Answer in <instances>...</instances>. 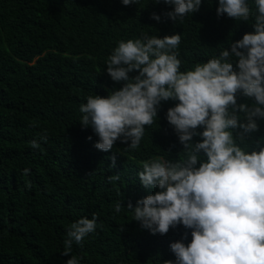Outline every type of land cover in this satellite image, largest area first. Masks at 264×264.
I'll return each instance as SVG.
<instances>
[{
    "label": "trees",
    "instance_id": "obj_1",
    "mask_svg": "<svg viewBox=\"0 0 264 264\" xmlns=\"http://www.w3.org/2000/svg\"><path fill=\"white\" fill-rule=\"evenodd\" d=\"M248 4L247 22L226 14L218 18L219 0H202L200 10L180 23L164 15L173 6L163 0L130 6L122 0H0V264H66L71 256L81 258L80 264H175L170 245L185 233L182 242L189 244L192 230L181 224L152 235L127 205L135 207L159 191L142 186L138 173L146 161L188 158L166 118L178 101L161 102L137 149L117 140L109 152L94 147L98 137L81 125L80 107L89 96L107 97L123 87L125 82H114L106 70L118 42L180 34L173 50L180 71L194 70L254 32L256 6L254 0ZM153 13L159 22L151 19ZM237 103L255 105L243 95ZM257 123L258 132L244 142L236 139L246 152L264 146V120ZM33 140L39 148L30 146ZM198 141L195 136L192 143ZM205 160L201 153L199 162ZM117 174L120 180L109 182ZM117 202L124 207L120 213L114 210ZM93 215L96 232L80 245L73 241L65 256L70 225Z\"/></svg>",
    "mask_w": 264,
    "mask_h": 264
},
{
    "label": "clouds",
    "instance_id": "obj_2",
    "mask_svg": "<svg viewBox=\"0 0 264 264\" xmlns=\"http://www.w3.org/2000/svg\"><path fill=\"white\" fill-rule=\"evenodd\" d=\"M138 2L122 0L124 6ZM163 2L173 6L164 15L180 23L202 4V0ZM254 3V32L194 70L180 71L182 62L173 51L181 43L180 34L118 42L106 70L114 82H125L123 87L107 97L89 96L80 107L81 125L91 127L98 137L94 147L109 152L117 140L137 149L145 126L157 119L161 102L178 101L166 118L189 150L188 158L176 163L161 158L146 161L138 173L142 186L159 191L138 200L135 207L127 205L134 220L152 235H165L181 224L192 230L189 244L182 242L185 233L170 245L175 264H264V146L257 144L258 150L246 152L236 144V139L244 142L258 132L257 121L264 120V0ZM225 14L249 21L248 0H219L216 15ZM151 19L159 22L161 17L153 13ZM134 71L138 75L130 78ZM238 95L254 99L255 105L238 104ZM238 113L244 114L243 121ZM198 128L203 131L197 132ZM195 136L200 141L193 144ZM41 139L46 140V134ZM30 146L37 149L40 144L33 140ZM201 153L204 162H199ZM110 159L115 167L116 157ZM120 178L117 174L108 180L114 183ZM123 208L117 202L114 210L120 213ZM97 219L83 217L70 225L65 256L73 241L80 245L96 232ZM80 259L71 256L66 264H80Z\"/></svg>",
    "mask_w": 264,
    "mask_h": 264
}]
</instances>
